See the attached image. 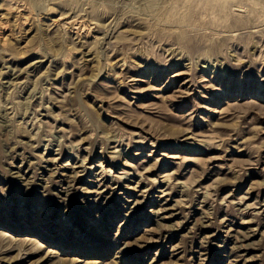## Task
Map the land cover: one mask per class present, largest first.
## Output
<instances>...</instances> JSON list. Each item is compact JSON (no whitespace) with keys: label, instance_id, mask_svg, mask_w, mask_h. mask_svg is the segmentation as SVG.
Instances as JSON below:
<instances>
[{"label":"rangeland","instance_id":"1","mask_svg":"<svg viewBox=\"0 0 264 264\" xmlns=\"http://www.w3.org/2000/svg\"><path fill=\"white\" fill-rule=\"evenodd\" d=\"M0 264H264V0H0Z\"/></svg>","mask_w":264,"mask_h":264}]
</instances>
